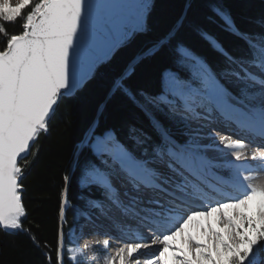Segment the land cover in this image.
I'll list each match as a JSON object with an SVG mask.
<instances>
[{"label": "snow or ice", "instance_id": "obj_1", "mask_svg": "<svg viewBox=\"0 0 264 264\" xmlns=\"http://www.w3.org/2000/svg\"><path fill=\"white\" fill-rule=\"evenodd\" d=\"M154 4L0 0V230L6 236L30 231L23 225L27 157L37 141L49 135L61 103L75 106L117 51L149 36L107 80L94 116L74 143L62 177L58 216L66 221L71 211L74 223L102 219L114 225L135 224L151 230L155 238L126 241L114 255L105 254L111 247L108 239L85 242L67 258L66 251L72 250L64 248L61 226L50 264H142V253L152 249L143 264H264V183L246 184L234 197L218 193L220 182H240V165L234 162L245 161L249 154L243 139L221 136L218 144H209L204 141L211 134L203 131L208 122L223 117L241 130L258 133L261 143L250 159L264 162V15L252 21L251 30H242L223 0H207L208 19L219 20L243 42L244 54L235 57L213 33L188 20L191 0L161 29L151 23ZM186 30L237 70L214 69L185 42ZM160 58L165 63L155 90L135 87L140 68ZM229 76L235 82L232 87ZM116 98L142 116L150 131L129 125L121 137L115 127L103 125L105 111ZM221 145L232 159L213 162L209 153ZM229 166L234 174L218 176L217 185L192 182L197 170ZM74 179L81 190L79 202L68 195ZM213 195L222 198L212 200ZM190 225L195 234L188 230Z\"/></svg>", "mask_w": 264, "mask_h": 264}, {"label": "trees", "instance_id": "obj_2", "mask_svg": "<svg viewBox=\"0 0 264 264\" xmlns=\"http://www.w3.org/2000/svg\"><path fill=\"white\" fill-rule=\"evenodd\" d=\"M185 3L186 0H155L151 14V23L154 28L161 29L170 24L184 10ZM223 4L242 30H251L252 21L264 15V0H223ZM188 20L201 24L213 33L233 56L239 57L244 54L242 41L226 31L219 20L208 19L207 0H191ZM182 36L185 42L198 55L205 57L217 71L236 69L235 65H230L195 32L186 30ZM149 39V36L140 37L129 47L117 51L111 65L102 70V75L76 102L75 106L70 103H61L51 121L49 135L37 141L32 153L27 157L30 166L26 168L22 180L24 184L22 195L27 211L23 225L30 231L21 235L6 236L0 230V264H50L49 257L54 255L61 226L65 233L74 224L71 211L68 212L66 221H61L58 216L62 177L69 168L73 145L86 122L94 116L96 104L105 93L107 80L119 71ZM164 63L165 60L160 58L143 65L133 81L134 86L154 91L157 74ZM229 86L232 87L233 84L229 83ZM101 123L115 127L121 137L127 133L129 125H134L146 132L150 131L142 116L120 98L114 99L108 105ZM21 164L23 165L24 162L21 161ZM68 195L72 200L79 202L81 190L75 179L70 185ZM70 246L71 244L66 241L64 248L67 250Z\"/></svg>", "mask_w": 264, "mask_h": 264}, {"label": "bare ground", "instance_id": "obj_3", "mask_svg": "<svg viewBox=\"0 0 264 264\" xmlns=\"http://www.w3.org/2000/svg\"><path fill=\"white\" fill-rule=\"evenodd\" d=\"M211 121L218 124L219 128L224 129L227 132L226 135L230 136L232 139H236V138L243 139L245 142V148L243 150L249 154V157L245 161L234 162L236 165H240V168H239L240 182H235L233 179H228L227 183L220 182L217 185V177L218 176L215 175V172H209L208 175H205V177H202V176H204L203 174L198 176V174L194 173L193 177L191 178L193 184L199 185L202 181L205 186L217 185L216 191L218 193H222L224 196L231 197V196H233V194L237 195L239 192L243 191L244 186L246 184H254L255 185V184L264 183V171L260 174H257V173L255 174L254 173L255 171L251 170L250 164H249L250 153L252 151H251L248 144L250 143V140H252V139L261 140L262 138L259 136V134L256 132L241 130L237 127V125H235L234 123H232L231 121H229L223 117H221L219 119H213ZM205 133H209V132H205ZM219 138L220 137H217V135H211V138L206 139L204 142L209 143V144H213V143L218 144ZM209 156L213 160V162H222L224 160L232 159L228 155L227 150H225L222 145L220 146L219 150H215V149L211 150L209 153ZM198 171L199 170H197V172ZM213 176H215V177H213ZM244 177H248L249 179L247 181H244L243 180ZM221 198H222L221 195H213L210 197V199H212V200H217V199H221ZM198 219H201V222H203L202 218H198ZM91 224L94 226V228H97L98 230H101L103 232H108L110 234L113 232H115V233L119 232L120 235H123L126 237L130 235L127 232L122 233L121 228L120 227H113V224H112L113 229L111 228V229H109V231H106L105 230L106 223L102 222L100 220L95 221V222H91ZM188 230L193 231V233L195 234V229H194L193 225H190ZM104 236H108V235H102L101 234L100 236L94 237L93 241L94 242L98 241V240L103 241V240H105ZM135 238L134 239L133 238L132 239H123V241L124 242H126V241L143 242L145 239H147V237L145 238V237H142L139 235H135ZM201 239H203V237H201ZM179 240H180V238L177 237L175 242L179 243ZM119 247H121V246L120 245H115L114 247L112 246V248H114L115 251ZM153 251H154V249L145 250L142 253V256H141L142 264H143L144 256H151L153 254ZM109 255H114V254L110 253ZM92 264H102V262L101 261H98V262L94 261V262H92ZM169 264H172L171 260H169Z\"/></svg>", "mask_w": 264, "mask_h": 264}, {"label": "rangeland", "instance_id": "obj_4", "mask_svg": "<svg viewBox=\"0 0 264 264\" xmlns=\"http://www.w3.org/2000/svg\"><path fill=\"white\" fill-rule=\"evenodd\" d=\"M228 81L232 82L233 84L235 83L234 80L232 79L231 76L228 77ZM214 170V171H213ZM216 171V172H215ZM209 172H215V175L216 176H222L221 174H218L217 170L216 169H212V170H209V169H205L203 171H198L197 174L198 176L200 175H204L202 177H205V175H208ZM215 177V176H213ZM73 227H70L69 229H67V231L65 232V236H66V241L71 244V246L68 248V249H71L72 251H66L67 253V258H70L74 253L78 252L80 250V248H77L75 245H74V239H73V235H74V232H73ZM67 249V250H68ZM108 253V252H107ZM107 253H105L107 255ZM87 256H91V255H87ZM95 262H98V261H95Z\"/></svg>", "mask_w": 264, "mask_h": 264}]
</instances>
